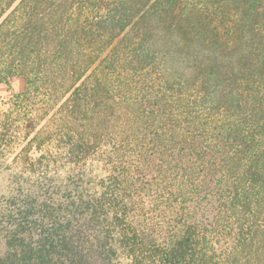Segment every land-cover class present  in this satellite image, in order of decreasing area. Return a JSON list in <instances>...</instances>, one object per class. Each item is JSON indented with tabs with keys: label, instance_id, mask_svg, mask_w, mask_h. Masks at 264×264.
Masks as SVG:
<instances>
[{
	"label": "trees",
	"instance_id": "obj_1",
	"mask_svg": "<svg viewBox=\"0 0 264 264\" xmlns=\"http://www.w3.org/2000/svg\"><path fill=\"white\" fill-rule=\"evenodd\" d=\"M15 79L0 264H264V0H0Z\"/></svg>",
	"mask_w": 264,
	"mask_h": 264
},
{
	"label": "rangeland",
	"instance_id": "obj_2",
	"mask_svg": "<svg viewBox=\"0 0 264 264\" xmlns=\"http://www.w3.org/2000/svg\"><path fill=\"white\" fill-rule=\"evenodd\" d=\"M24 91V82L21 79H15L9 83H0V131L5 129L7 141L0 149V196L8 194L10 190L11 180L18 174H24L28 180H32L30 176V162L27 164L26 159L38 157L42 153H46L47 159L53 160L51 155H54V147L52 144H47L42 150H36L29 145L28 155L22 156L23 148L28 145V141L32 136L28 137L26 120L35 117L38 123V128L44 127L49 119L54 115V111H46L43 117L37 116L39 114L36 108L25 106L20 103L16 106L15 96ZM45 111V110H44ZM89 169L96 167V163L88 165ZM57 168L52 165L50 168V175H61L65 173V169L60 167L57 173ZM126 261H123L125 264Z\"/></svg>",
	"mask_w": 264,
	"mask_h": 264
}]
</instances>
